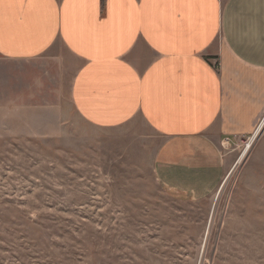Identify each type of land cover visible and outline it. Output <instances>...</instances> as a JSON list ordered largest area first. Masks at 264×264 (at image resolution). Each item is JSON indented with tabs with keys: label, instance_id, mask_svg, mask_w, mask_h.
Listing matches in <instances>:
<instances>
[{
	"label": "rangeland",
	"instance_id": "1",
	"mask_svg": "<svg viewBox=\"0 0 264 264\" xmlns=\"http://www.w3.org/2000/svg\"><path fill=\"white\" fill-rule=\"evenodd\" d=\"M74 65L62 48L0 58V264H264V132L247 150L256 131L221 140L213 194L168 188L141 118L101 129L77 114Z\"/></svg>",
	"mask_w": 264,
	"mask_h": 264
},
{
	"label": "crops",
	"instance_id": "2",
	"mask_svg": "<svg viewBox=\"0 0 264 264\" xmlns=\"http://www.w3.org/2000/svg\"><path fill=\"white\" fill-rule=\"evenodd\" d=\"M55 48L75 64L86 123L141 118L163 140L154 170L168 188L213 194L221 140L264 132V0H0V58Z\"/></svg>",
	"mask_w": 264,
	"mask_h": 264
},
{
	"label": "bare ground",
	"instance_id": "3",
	"mask_svg": "<svg viewBox=\"0 0 264 264\" xmlns=\"http://www.w3.org/2000/svg\"><path fill=\"white\" fill-rule=\"evenodd\" d=\"M247 143H248V144H247V146H246V150L248 149V147H249L250 144L252 143V140L250 141V139H249V140L247 141ZM245 145H246V144H245ZM246 150H245V151H246ZM244 154H245V152H244ZM244 154H243V156L239 159V161L237 162V166L241 164L242 159H243V157H244ZM232 172H233V171H232ZM232 172H231V173H232Z\"/></svg>",
	"mask_w": 264,
	"mask_h": 264
},
{
	"label": "built area",
	"instance_id": "4",
	"mask_svg": "<svg viewBox=\"0 0 264 264\" xmlns=\"http://www.w3.org/2000/svg\"><path fill=\"white\" fill-rule=\"evenodd\" d=\"M225 141H226V145H230V141H231L230 139H226Z\"/></svg>",
	"mask_w": 264,
	"mask_h": 264
}]
</instances>
